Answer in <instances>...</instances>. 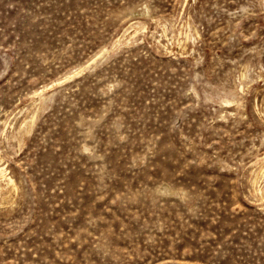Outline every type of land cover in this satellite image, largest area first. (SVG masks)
<instances>
[{"label":"rangeland","instance_id":"374dc122","mask_svg":"<svg viewBox=\"0 0 264 264\" xmlns=\"http://www.w3.org/2000/svg\"><path fill=\"white\" fill-rule=\"evenodd\" d=\"M263 164L264 0H0V264H264Z\"/></svg>","mask_w":264,"mask_h":264},{"label":"bare ground","instance_id":"6f19581e","mask_svg":"<svg viewBox=\"0 0 264 264\" xmlns=\"http://www.w3.org/2000/svg\"><path fill=\"white\" fill-rule=\"evenodd\" d=\"M188 33H189V32H188ZM185 35H186V34H185ZM186 36H187V35H186ZM186 36H185V37H186ZM186 39H187V38H186ZM186 39H185V40H186ZM185 40H184V41H185ZM187 40H188V39H187ZM181 43H182V42H181ZM184 47H185V46H184ZM43 90H44V89H43ZM263 165H264V164H263ZM263 165H262V166H263ZM2 170H3V169L0 168V171H2ZM260 170H261V169H260ZM6 181H7V180H6ZM9 183H10V185H11L12 188L15 187V183H14V180H13L12 178H9ZM11 187H10V188H11ZM16 190H17V189H16ZM9 192H10V191H9Z\"/></svg>","mask_w":264,"mask_h":264}]
</instances>
